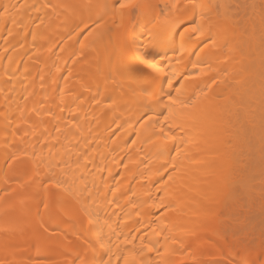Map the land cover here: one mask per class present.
Returning <instances> with one entry per match:
<instances>
[{"label":"bare ground","instance_id":"bare-ground-1","mask_svg":"<svg viewBox=\"0 0 264 264\" xmlns=\"http://www.w3.org/2000/svg\"><path fill=\"white\" fill-rule=\"evenodd\" d=\"M165 1L0 0V264H80L77 218L103 229L125 212L123 240L106 230L114 252L92 247L88 264L148 262L123 247L155 216L161 233L203 225L163 241L169 264L264 259V0H195L202 35L178 33ZM153 77L171 111L144 95Z\"/></svg>","mask_w":264,"mask_h":264},{"label":"rangeland","instance_id":"rangeland-1","mask_svg":"<svg viewBox=\"0 0 264 264\" xmlns=\"http://www.w3.org/2000/svg\"><path fill=\"white\" fill-rule=\"evenodd\" d=\"M138 0H134V3L136 4V2H137ZM181 2L183 3L184 2V0H181ZM165 3H167V1H165ZM197 3V2H196ZM137 5V4H136ZM162 5V4H161ZM161 5H160V3H159V7H161ZM117 6V7H116ZM162 8V7H161ZM117 9H118V11L120 10L119 9V7H118V3H117V0H116V2L114 3V6H113V13L114 12H116L117 11ZM136 9H137V7H135V8H132V9H130V10H132V12H133V14L135 13L136 14ZM160 9V8H159ZM122 10V9H121ZM118 11L116 12V13H118ZM116 13H114V14H116ZM81 26V24H79L78 25V27H80ZM182 27H180V28H177L176 29V31L179 33L180 31H182ZM125 42V41H124ZM126 44L125 45H127V41L125 42ZM125 47V46H124ZM127 47H128V45H127ZM126 47V48H127ZM244 209V208H243ZM243 209H241L240 211H242ZM258 210V209H257ZM255 211V210H254ZM254 211H253V214H254ZM260 212H261V210H260ZM259 211H255V213H257V214H255V215H257L258 216V218L260 219V221H258L257 222V226H258V229H262V227H264L263 225H264V221L263 220H261L263 217H264V215L262 214V212H261V214L263 215H260V214H258V213H260ZM263 213H264V211H263ZM126 212L123 214H121L120 215V217H118L119 219L118 220H114V221H111V223H109V224H107V223H102L103 225V229H102V227L100 228V226H99V224H98V222L96 223V222H94L95 220H93V218H89L90 219V221H89V219L88 218H86L85 220L84 219H82L81 217H79V218H77V220L75 221V225L77 226V227H79L78 228V231H79V233H78V243L80 242V239L81 240H85L84 242L83 241H81L80 243L82 244H80L79 243V249H81V250H79L78 249V253H76L77 255H76V257H75V261L77 262V260L80 262V258H85V256L86 255H90L91 256V253L93 252V250H94V252H95V249L96 248H98V246H99V248L102 250V252L103 253H105V250L107 249L108 250V248L110 249V250H112L113 252H114V247L113 246H115V243H112L111 244V248H110V246L109 247H106L105 248V246H104V244H105V242H107L106 240H108V239H104L103 240V238L105 237V232H106V234L107 233H109V232H111V233H116V234H118L119 233V231H120V233H119V235H120V239L121 240H123L122 239V237L124 238V234L123 233H125V230H126V228H129V225H130V223H131V218L130 219H122V218H125V217H127L126 215ZM260 215V216H259ZM87 219H88V221H87ZM117 219V218H116ZM157 218H156V216L155 217H153V219L151 218V219H149L150 221L148 222V220L147 221H142V219H138V222L136 223V225H134V226H132V227H130V230H129V232L131 233L130 234V236L134 233V230H135V228L137 227V229L136 230H138V229H140V227L142 228L139 232H138V234H137V236L132 240L131 238H128V239H130V240H132L130 243H129V241L130 240H128L127 239V243L125 242V246L126 247H123V249L125 248V250H127L126 248H127V246L129 245V246H131V248L133 247V244L135 245L134 247H135V249H136V253H137V255L135 256V259H137L140 255L142 256V254H145L146 256L148 255V262L147 261H144V260H146L145 258L144 259H142V261L145 263V264H169L168 262L169 261H171V259L173 258V256L176 254L174 251V255L172 254L173 252L171 251V253H169L170 251L168 250L167 252L165 251V247L163 246V244H165L166 243V241H169L170 239H173L172 241H173V243H178L179 241H181V237H183V236H186L187 235V233L190 231V230H194V231H197V230H199L200 228H202V226L203 225H199V226H193V227H189L188 225H182V224H179V225H176V226H172V225H169V224H165V226H164V229H163V231H162V233H161V230H159L160 229V227H159V224H157V220H156ZM258 219V220H259ZM264 219V218H263ZM123 220V221H122ZM124 220L126 221H128V220H130V221H128V222H126V224H124L125 222H124ZM141 220V221H140ZM263 222V224H260V222ZM91 222V223H90ZM92 222H93V224H92ZM143 222H144V224H143ZM145 222H147V223H149L148 225L145 223ZM87 223V224H86ZM89 223V224H88ZM115 223V224H114ZM142 225H141V224ZM146 224V225H145ZM87 225H89V228H87V229H89V233L91 234V236H90V234L88 233V230H87V232H86V230H85V228L86 227H88ZM108 225L111 227H108ZM116 225V226H115ZM122 225H124V226H122ZM144 225V226H143ZM205 225L206 226H208L209 228H212V226L214 225V223L212 222V221H209L208 222V224L207 223H205ZM262 225V226H261ZM84 226H86V227H84ZM145 226H147L146 227V229L144 230V228H145ZM95 227H96V229H99L100 228V230L102 229V231L104 232H102V235L103 236H100L99 238H98V240H96L97 239V237H95L94 235H92L95 231H96V229H95ZM97 227H99V228H97ZM107 227H108V229H107ZM134 227V228H133ZM150 227H157V231H159L160 233V235H158V237H155L156 239H154V242H153V240H149V238H150V233L151 232H149L150 230H148ZM113 228H114V230H113ZM95 229V230H94ZM123 229H124V231H123ZM152 229V228H151ZM85 232H84V231ZM109 231V232H107V231ZM118 230V231H117ZM128 230V229H127ZM147 230H148V232H147ZM153 230V229H152ZM151 230V231H152ZM118 233H117V232ZM154 231V230H153ZM165 231V232H164ZM146 232V233H145ZM155 232V234H156V231H154ZM85 233V234H84ZM144 233V237H142L141 238V236L140 235H142ZM192 233V232H191ZM80 234V235H79ZM154 235V234H153ZM81 236V237H80ZM82 236H84V237H82ZM88 236H90V237H88ZM152 236V235H151ZM167 236H168V238H167ZM171 236H173L172 238H171ZM92 237H93V241H97L98 243H95V242H93L92 240L90 241V238L92 239ZM95 237V238H94ZM138 237H140V239L138 238ZM158 238V239H157ZM166 238V240H164ZM87 239H88V241H87ZM99 239H101V240H99ZM141 239L143 240V242H141ZM145 239V240H144ZM153 239V238H152ZM215 239L216 238H214V239H210V240H213L212 242H210V243H213L214 241H215ZM121 240L120 241H118V243H120L121 245H124V243L123 242H121ZM139 240H140V242H139ZM157 242H156V241ZM177 240H178V242H177ZM150 241V242H149ZM163 241H165V243H163ZM171 241V240H170ZM222 241V240H221ZM87 242H88V244H87ZM104 242V243H103ZM136 242V243H135ZM83 243H84V245H83ZM123 243V244H122ZM133 243V244H132ZM141 244V246L142 247H140V244ZM153 244H154V246H153ZM206 244V243H205ZM228 244V242L226 241V243H225V241L223 240L222 242H217V240L212 244V249L211 248H209V245H208V241H207V244H206V246L209 248V249H211V250H207L206 249V251L210 254V255H213V256H215V258H216V260H219L220 262H221V259L219 258V256H220V253L222 254V252H225V249H227L228 248V246L229 245H227ZM89 245V246H88ZM98 245V246H97ZM102 245H103V248H104V250H103V248H102ZM118 245V244H117ZM137 245H139V247L137 246ZM88 246V247H87ZM97 246V247H96ZM210 246H211V244H210ZM83 247V248H82ZM93 247V249H92V252H91V250H90V248H92ZM113 247V248H112ZM148 247H151L152 249H153V251L151 252V253H149L148 252ZM96 249V251L97 250H100V249ZM120 248H122V247H120ZM119 247L116 249L117 250V252L119 253H122L121 251V249H120ZM141 248V249H140ZM206 248V247H205ZM120 249V250H119ZM157 249V250H156ZM85 250V251H84ZM100 250V251H101ZM107 250H106V252H107ZM109 250V251H110ZM125 250H123V254H126V252H124ZM128 250H129V248H128ZM148 253H147V252ZM210 251V252H209ZM84 252V253H83ZM88 252V253H87ZM89 252H91V253H89ZM142 253V254H141ZM165 253H167V254H165ZM212 253V254H211ZM93 254V253H92ZM115 254H116V251H115ZM139 254V255H138ZM219 254V255H218ZM145 255H143V256H145ZM156 255V256H155ZM161 255V256H160ZM165 255V256H164ZM138 256V257H137ZM151 256L153 257L152 259H151ZM119 257H123V255L121 256V254H119ZM137 257V258H136ZM86 258H88V257H86ZM139 259L140 260H135L137 263H138V261L140 262L139 264H144L143 262H141V258L139 257ZM151 259V260H150ZM147 262V263H146ZM226 263H228V262H226ZM229 264V263H228Z\"/></svg>","mask_w":264,"mask_h":264},{"label":"snow or ice","instance_id":"snow-or-ice-1","mask_svg":"<svg viewBox=\"0 0 264 264\" xmlns=\"http://www.w3.org/2000/svg\"><path fill=\"white\" fill-rule=\"evenodd\" d=\"M119 9H132L137 7L134 3V0H117ZM159 7V5H157ZM206 6L203 4L196 3L195 0H184L182 3L181 0H168V3L163 5V10L169 12L174 17L177 18L179 27H184L187 24V27H184L185 32H191L196 35L204 34L206 24L205 22L208 21V14L203 9ZM200 9L199 15H197V10ZM180 16H184L185 19L183 21L179 20ZM183 35V33H182ZM148 56L147 53L144 54L142 59V63H146V67L151 70L153 73H159L162 71L160 67L153 63H148ZM149 87H151L155 93L148 91L145 88L144 95L148 96L151 99V103L155 104L156 106L164 105L168 107L169 111H171V105H175L178 102L177 98H174L170 91L164 89L163 83L157 84L155 78L153 77L150 81ZM172 87V82L169 80L168 88ZM180 90L177 89V96H179ZM165 97H167V102L165 103ZM147 116V113H145ZM151 118L149 117V120ZM161 133L164 132V129H160ZM15 159V158H14ZM159 235V233H157ZM153 249L148 247V252L151 253ZM80 264H88L86 258H80ZM245 264H264V259L260 256H257L255 261H246Z\"/></svg>","mask_w":264,"mask_h":264}]
</instances>
